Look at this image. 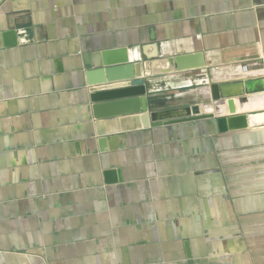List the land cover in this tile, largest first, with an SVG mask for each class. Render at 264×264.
<instances>
[{
	"label": "crops",
	"instance_id": "1",
	"mask_svg": "<svg viewBox=\"0 0 264 264\" xmlns=\"http://www.w3.org/2000/svg\"><path fill=\"white\" fill-rule=\"evenodd\" d=\"M153 41L205 64L152 78V110L211 112L264 79V0H0V264H264V127L95 116L84 57Z\"/></svg>",
	"mask_w": 264,
	"mask_h": 264
},
{
	"label": "water",
	"instance_id": "2",
	"mask_svg": "<svg viewBox=\"0 0 264 264\" xmlns=\"http://www.w3.org/2000/svg\"><path fill=\"white\" fill-rule=\"evenodd\" d=\"M201 53H189L174 57H161L155 41L144 44L137 51L126 54V49H113L90 53L84 57L86 83L98 118L119 113H140L144 127L170 125L180 122L215 117L216 113L229 115L217 118L222 132L244 128L264 127V112L237 113L236 98L248 99L247 95L264 90V79H241L210 85L213 111L204 114H186L173 117L168 110H152V78L175 71H185L204 66ZM220 107H223L221 109ZM223 110V111H221ZM107 137H100L101 149Z\"/></svg>",
	"mask_w": 264,
	"mask_h": 264
},
{
	"label": "bare ground",
	"instance_id": "3",
	"mask_svg": "<svg viewBox=\"0 0 264 264\" xmlns=\"http://www.w3.org/2000/svg\"><path fill=\"white\" fill-rule=\"evenodd\" d=\"M264 98L263 97H261V96H258V97H252V98H250L248 101H247V103L245 102V101H242V102H245V103H243V104H241V106H242V108H246V107H252V106H254V107H259V106H262V105H264V100H263ZM241 102V103H242ZM221 109H223V107H220ZM222 111V110H221Z\"/></svg>",
	"mask_w": 264,
	"mask_h": 264
},
{
	"label": "built area",
	"instance_id": "4",
	"mask_svg": "<svg viewBox=\"0 0 264 264\" xmlns=\"http://www.w3.org/2000/svg\"><path fill=\"white\" fill-rule=\"evenodd\" d=\"M243 69L246 70L247 69V65H243Z\"/></svg>",
	"mask_w": 264,
	"mask_h": 264
},
{
	"label": "rangeland",
	"instance_id": "5",
	"mask_svg": "<svg viewBox=\"0 0 264 264\" xmlns=\"http://www.w3.org/2000/svg\"><path fill=\"white\" fill-rule=\"evenodd\" d=\"M213 105V104H212ZM164 110H166L165 108H164ZM183 110V109H182ZM213 110H214V106H213Z\"/></svg>",
	"mask_w": 264,
	"mask_h": 264
}]
</instances>
